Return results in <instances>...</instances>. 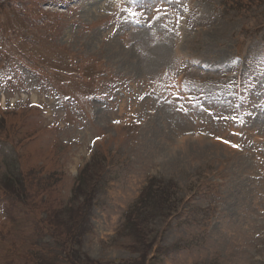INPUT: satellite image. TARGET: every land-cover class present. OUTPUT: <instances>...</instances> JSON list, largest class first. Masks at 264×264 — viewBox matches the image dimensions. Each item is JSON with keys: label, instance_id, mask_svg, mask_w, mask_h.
<instances>
[{"label": "rangeland", "instance_id": "1", "mask_svg": "<svg viewBox=\"0 0 264 264\" xmlns=\"http://www.w3.org/2000/svg\"><path fill=\"white\" fill-rule=\"evenodd\" d=\"M25 2L0 0V264H264V0Z\"/></svg>", "mask_w": 264, "mask_h": 264}, {"label": "bare ground", "instance_id": "2", "mask_svg": "<svg viewBox=\"0 0 264 264\" xmlns=\"http://www.w3.org/2000/svg\"><path fill=\"white\" fill-rule=\"evenodd\" d=\"M37 98L34 96V101L36 102ZM3 103H4V99H3Z\"/></svg>", "mask_w": 264, "mask_h": 264}]
</instances>
